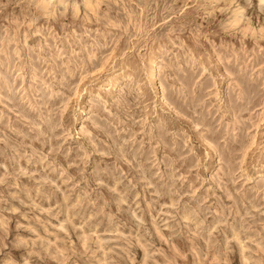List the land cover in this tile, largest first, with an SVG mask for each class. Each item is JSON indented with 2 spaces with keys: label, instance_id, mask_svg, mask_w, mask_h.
<instances>
[{
  "label": "rangeland",
  "instance_id": "obj_1",
  "mask_svg": "<svg viewBox=\"0 0 264 264\" xmlns=\"http://www.w3.org/2000/svg\"><path fill=\"white\" fill-rule=\"evenodd\" d=\"M0 264H264L262 0H0Z\"/></svg>",
  "mask_w": 264,
  "mask_h": 264
},
{
  "label": "bare ground",
  "instance_id": "obj_2",
  "mask_svg": "<svg viewBox=\"0 0 264 264\" xmlns=\"http://www.w3.org/2000/svg\"><path fill=\"white\" fill-rule=\"evenodd\" d=\"M263 1V3H264V0H262ZM261 3V2H260ZM63 8V7H62ZM153 73L151 74V78H152V80L155 82L156 81V79H157V72H156V70H153L152 71Z\"/></svg>",
  "mask_w": 264,
  "mask_h": 264
}]
</instances>
